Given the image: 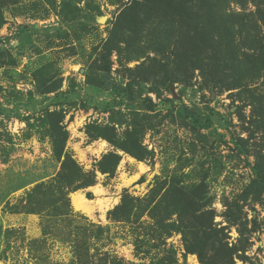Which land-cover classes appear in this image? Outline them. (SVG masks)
Listing matches in <instances>:
<instances>
[{"label": "rangeland", "instance_id": "obj_1", "mask_svg": "<svg viewBox=\"0 0 264 264\" xmlns=\"http://www.w3.org/2000/svg\"><path fill=\"white\" fill-rule=\"evenodd\" d=\"M13 1L0 8V264H204L200 249L213 264H264V190L251 187L264 162V6L215 1L217 35L237 22L227 15L242 20L244 58L215 83L207 49L177 73L176 52L197 49L196 19L144 16L142 2L116 34L132 1ZM52 114L93 186L58 177Z\"/></svg>", "mask_w": 264, "mask_h": 264}, {"label": "trees", "instance_id": "obj_2", "mask_svg": "<svg viewBox=\"0 0 264 264\" xmlns=\"http://www.w3.org/2000/svg\"><path fill=\"white\" fill-rule=\"evenodd\" d=\"M132 1L129 5V7L120 14V21H118L115 24L116 28V34L119 32H123L124 23L127 24V22H130L133 24L137 22L138 20V13L141 12L138 7L143 2V14L144 16H147L148 14L155 13L156 16L160 19L161 17L168 16L171 14H176V12L179 14V16L182 19H188L190 21H193L196 19V21H193L192 23L195 24L193 27V37L197 41V49L193 50L191 54H188L187 52H184L183 50L181 52H176V56L180 57V60L178 59L175 63L177 67V73L180 75H189V71H187L188 67L184 66L183 64V57H186L187 59L192 61L194 57L197 58L200 54L199 52L203 53L206 49L213 52L212 59L213 61L210 64V76L213 77V80L215 83H222L224 78H227L228 76H235L236 72L238 70V65L242 62L244 59H240V52L237 50L235 46V35L237 32H240V30L235 29V25L238 24V21L240 20L239 17L233 16V15H227L228 20L231 21H237V22H224L222 21L221 24L223 26V34L217 35L218 30V23L220 21L219 18H216V16L221 17V15L216 14V10L218 9V4L215 2L216 0H129ZM256 3V5L260 8L261 6H264V0H252ZM241 3H244L243 0H240ZM166 3V6L164 4ZM12 6L15 4L13 0H0V8L6 7L8 5ZM55 3H52V6H54ZM62 8L61 9H67L69 6L68 4H65V2H61ZM261 9V8H260ZM138 10V11H137ZM207 17V21L210 22L211 28L214 30V32L207 31V27L203 25V19H200L205 13ZM262 13V9L260 10ZM264 13V11H263ZM129 19V20H128ZM150 20V19H148ZM146 20V21H148ZM227 33V35H226ZM249 43H254L253 41L247 39L246 45ZM107 50V54L104 56L106 61L108 60V55L111 53V49L108 46V44L105 46ZM250 47L254 48L253 45L250 44ZM245 64L246 61H244ZM106 71L109 72L110 70V63L108 61V64L103 68ZM252 70H255V68H252ZM229 73V74H228ZM226 80H224L225 82ZM238 84V80L234 78L233 81H231V84H228L227 87H235ZM150 100H148L149 103ZM155 105L150 104V108L154 109ZM188 116L192 117L194 122L198 125H202L203 122L198 119L197 116H195L192 113H188ZM61 118H59L56 114H52L51 116H47L46 120H43L45 125L48 126V135L51 138V142L53 145V151L57 158L61 159L64 156L63 161L61 162V170L58 174L59 178H64L68 180V186L73 187L75 191L78 189H85L87 187L93 186L96 183V176L94 173H84L82 169L78 166V164L67 154L64 155V143L67 139V133L64 131L63 127L59 125L61 122ZM206 122L209 124L210 119H207ZM253 170L255 173L254 181L252 182L255 185H258L260 187V192L264 190V162H257L255 166H253ZM103 173H109V171H103ZM77 176V179L73 180L72 178ZM76 180L78 181L76 183ZM76 183V184H75ZM87 199L91 200L93 199V195L88 192L86 194ZM188 217V216H187ZM204 239V238H203ZM204 244V245H203ZM201 247L205 248L206 246H209L205 240L204 243L201 241L199 244H196V247L199 249ZM193 249L190 251H194L195 248L192 244ZM211 248L215 251L217 248V244H212ZM200 260L204 264H213L212 260L206 261V257L204 253L201 251H195ZM106 264V263H105Z\"/></svg>", "mask_w": 264, "mask_h": 264}, {"label": "bare ground", "instance_id": "obj_3", "mask_svg": "<svg viewBox=\"0 0 264 264\" xmlns=\"http://www.w3.org/2000/svg\"><path fill=\"white\" fill-rule=\"evenodd\" d=\"M73 205L77 210L89 211L88 202L83 197H74Z\"/></svg>", "mask_w": 264, "mask_h": 264}, {"label": "water", "instance_id": "obj_4", "mask_svg": "<svg viewBox=\"0 0 264 264\" xmlns=\"http://www.w3.org/2000/svg\"><path fill=\"white\" fill-rule=\"evenodd\" d=\"M106 19H107L106 17H101V18H99L98 21H99L100 23H102V22L106 21Z\"/></svg>", "mask_w": 264, "mask_h": 264}]
</instances>
